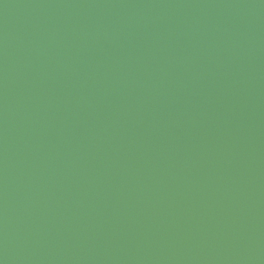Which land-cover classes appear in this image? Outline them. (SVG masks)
I'll return each mask as SVG.
<instances>
[{
  "label": "water",
  "instance_id": "1",
  "mask_svg": "<svg viewBox=\"0 0 264 264\" xmlns=\"http://www.w3.org/2000/svg\"><path fill=\"white\" fill-rule=\"evenodd\" d=\"M0 264H264V0H0Z\"/></svg>",
  "mask_w": 264,
  "mask_h": 264
}]
</instances>
